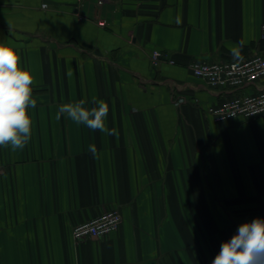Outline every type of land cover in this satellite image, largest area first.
<instances>
[{"label":"crops","instance_id":"1","mask_svg":"<svg viewBox=\"0 0 264 264\" xmlns=\"http://www.w3.org/2000/svg\"><path fill=\"white\" fill-rule=\"evenodd\" d=\"M100 1L0 0V42L37 101L23 150L0 147V264H212L264 220V114L215 121L209 106L254 88L211 87L188 64L233 60L240 40L244 58L264 52V0ZM156 49L175 62L153 67ZM93 100L118 137L56 119ZM112 209L117 230L74 237Z\"/></svg>","mask_w":264,"mask_h":264},{"label":"clouds","instance_id":"2","mask_svg":"<svg viewBox=\"0 0 264 264\" xmlns=\"http://www.w3.org/2000/svg\"><path fill=\"white\" fill-rule=\"evenodd\" d=\"M244 43L240 40L231 49V57L237 64L244 60ZM20 64L17 49L10 42H0V147H10L13 152L23 150L30 140L32 119L28 109L37 104L32 98L33 75ZM92 103L91 108L85 107L84 101L62 104L56 112V119L66 115L77 125L118 137L117 129L108 128L105 123L108 103L103 100H93ZM88 151L93 158L97 157L94 144L88 146ZM212 264H264V220L256 218L241 224L230 240L221 243V250Z\"/></svg>","mask_w":264,"mask_h":264},{"label":"built area","instance_id":"3","mask_svg":"<svg viewBox=\"0 0 264 264\" xmlns=\"http://www.w3.org/2000/svg\"><path fill=\"white\" fill-rule=\"evenodd\" d=\"M262 31L264 38V24ZM150 61L153 67L159 66L164 61L175 62L167 52L157 49L152 51ZM188 68L211 87L234 91L253 86L252 91L234 95L221 104L209 106L207 112L215 121L232 120L238 116L250 119L264 114V84H260L264 82V52L244 58L239 64L233 60H193L188 64ZM184 102H186L184 96L176 100L177 105ZM121 222L122 214L118 209L108 210L76 224L73 227V235L77 240L102 237L117 230Z\"/></svg>","mask_w":264,"mask_h":264},{"label":"trees","instance_id":"4","mask_svg":"<svg viewBox=\"0 0 264 264\" xmlns=\"http://www.w3.org/2000/svg\"><path fill=\"white\" fill-rule=\"evenodd\" d=\"M263 42H264V39H263Z\"/></svg>","mask_w":264,"mask_h":264}]
</instances>
